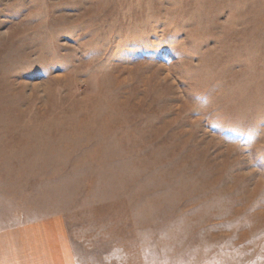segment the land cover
<instances>
[{"label": "rangeland", "instance_id": "obj_1", "mask_svg": "<svg viewBox=\"0 0 264 264\" xmlns=\"http://www.w3.org/2000/svg\"><path fill=\"white\" fill-rule=\"evenodd\" d=\"M0 264H264V0H0Z\"/></svg>", "mask_w": 264, "mask_h": 264}]
</instances>
